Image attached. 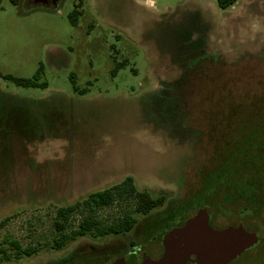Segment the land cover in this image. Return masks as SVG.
Listing matches in <instances>:
<instances>
[{"label":"rangeland","instance_id":"1","mask_svg":"<svg viewBox=\"0 0 264 264\" xmlns=\"http://www.w3.org/2000/svg\"><path fill=\"white\" fill-rule=\"evenodd\" d=\"M34 1L0 3V264L157 260L202 208L263 238L264 0H82L76 25L80 0ZM39 68L45 88L2 78ZM125 178L162 204L127 233L51 248L57 208ZM6 237L38 251L16 259ZM232 264H264V243Z\"/></svg>","mask_w":264,"mask_h":264},{"label":"trees","instance_id":"2","mask_svg":"<svg viewBox=\"0 0 264 264\" xmlns=\"http://www.w3.org/2000/svg\"><path fill=\"white\" fill-rule=\"evenodd\" d=\"M2 0H0L1 3ZM19 0H9L13 5H17ZM220 9H227L233 6L236 0H216ZM80 0L72 12L68 15V20L72 25L77 24V19L81 15ZM41 68L38 69L33 80L18 79L11 76H3L4 80L12 82L22 87L45 88L46 83H37ZM125 201L131 202L130 209L122 211L111 221L101 220L96 212L99 210L112 208L116 203L121 205ZM162 204V198L153 199L145 192L136 190L133 181L125 178L121 183L110 186L102 191L93 192L87 195L82 201L73 205L59 207L54 212L52 227L56 232V237L52 241V249H60L68 242L77 237L92 235L95 238H102L110 235H121L133 229L136 224L135 214L145 215L153 208ZM87 213H86V212ZM76 220V223H75ZM7 219L0 222V228L5 225ZM3 244L12 250V256L19 259L21 256H32L37 253V248L28 246L22 248L21 245L7 237L3 239ZM5 261H10L12 256L6 254L5 249L1 250Z\"/></svg>","mask_w":264,"mask_h":264},{"label":"water","instance_id":"3","mask_svg":"<svg viewBox=\"0 0 264 264\" xmlns=\"http://www.w3.org/2000/svg\"><path fill=\"white\" fill-rule=\"evenodd\" d=\"M209 219L206 208L198 209L182 227L165 232L157 260L143 254L139 264H185L191 256L195 264H229L258 243L256 234L246 232L241 225L214 230L208 225ZM110 264L126 262L119 257Z\"/></svg>","mask_w":264,"mask_h":264},{"label":"flooded vegetation","instance_id":"4","mask_svg":"<svg viewBox=\"0 0 264 264\" xmlns=\"http://www.w3.org/2000/svg\"><path fill=\"white\" fill-rule=\"evenodd\" d=\"M197 212V211H196ZM196 214V213H195ZM187 219H185V220H183L182 222H181V224H179V225H177V226H173L171 229H173V228H180V227H182L183 225H184V222L186 221ZM208 225L212 228V229H214V230H223V229H226L227 227H232V226H229V225H227V226H224V227H217V226H215L214 224H213V221H212V218H211V216H210V219H209V221H208ZM237 226H239V225H237ZM236 226V227H237ZM260 230H262L263 231V233H264V228L263 227H261L260 228ZM249 233H254V234H256L255 232H249ZM163 236V235H162ZM162 236H161V238H162ZM256 236H257V234H256ZM258 237V236H257ZM161 238H160V246H161ZM258 243L255 245V246H253L252 248H250L249 250H251V249H253V248H255V247H257L258 245H261V243H264V236H263V238H260V237H258ZM249 250H247V251H249ZM246 251V252H247ZM245 253V252H244ZM161 254H162V246H161V252H160V254H159V257L161 256ZM243 255V254H242ZM239 258V257H238ZM237 258V259H238ZM235 261V260H234ZM233 261V262H234ZM140 262H141V260H140ZM139 262V263H140ZM233 262H231V263H229V264H232ZM185 264H195V262H194V257H190L189 258V260L185 263Z\"/></svg>","mask_w":264,"mask_h":264}]
</instances>
